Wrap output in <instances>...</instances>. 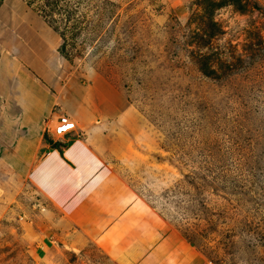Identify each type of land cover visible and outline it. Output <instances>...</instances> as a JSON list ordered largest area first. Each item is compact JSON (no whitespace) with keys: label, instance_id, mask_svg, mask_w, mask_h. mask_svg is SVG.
Segmentation results:
<instances>
[{"label":"rangeland","instance_id":"374dc122","mask_svg":"<svg viewBox=\"0 0 264 264\" xmlns=\"http://www.w3.org/2000/svg\"><path fill=\"white\" fill-rule=\"evenodd\" d=\"M30 92L205 261L264 264V0H0V264H117L19 167Z\"/></svg>","mask_w":264,"mask_h":264},{"label":"crops","instance_id":"0c3cea01","mask_svg":"<svg viewBox=\"0 0 264 264\" xmlns=\"http://www.w3.org/2000/svg\"><path fill=\"white\" fill-rule=\"evenodd\" d=\"M22 83L20 89L25 91ZM31 95L26 93L23 119L41 122L42 133L44 127L46 132L57 115L52 112L53 98L46 113H33ZM79 122L93 133L99 127ZM87 133L72 132L61 138L46 134L47 141L39 139L31 149L18 143L19 167L50 208L99 244L117 264H211L175 231L159 226L160 219L137 200L102 146Z\"/></svg>","mask_w":264,"mask_h":264},{"label":"built area","instance_id":"2783aa9c","mask_svg":"<svg viewBox=\"0 0 264 264\" xmlns=\"http://www.w3.org/2000/svg\"><path fill=\"white\" fill-rule=\"evenodd\" d=\"M75 126L72 120L66 114H60L56 117L52 127L47 128L48 137L61 138L69 133L74 132Z\"/></svg>","mask_w":264,"mask_h":264},{"label":"trees","instance_id":"16d2710c","mask_svg":"<svg viewBox=\"0 0 264 264\" xmlns=\"http://www.w3.org/2000/svg\"><path fill=\"white\" fill-rule=\"evenodd\" d=\"M55 146H57V145H55Z\"/></svg>","mask_w":264,"mask_h":264}]
</instances>
